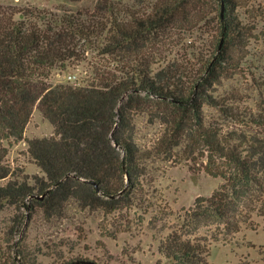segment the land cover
<instances>
[{
  "label": "trees",
  "instance_id": "obj_1",
  "mask_svg": "<svg viewBox=\"0 0 264 264\" xmlns=\"http://www.w3.org/2000/svg\"><path fill=\"white\" fill-rule=\"evenodd\" d=\"M128 1L131 4L119 7L114 0H99L91 10L62 14L0 5V180L10 174L5 142L24 139L38 107L56 136L30 140L29 152L52 187L75 178L88 185L90 207L98 202L107 211L130 208L143 199L146 174L145 153L134 141L133 117L155 103L166 104L160 116L166 126L162 143L182 145L196 160L190 166L193 173L204 171L223 183L211 196H200L192 207L182 209L178 223L165 222L170 213L155 217L170 229L158 251L167 264H212L215 243L231 242L244 228L258 230L254 217L264 219V96L257 113L240 115L233 106L216 104L205 95L220 114L208 122L199 101L207 84L203 76L181 88L177 75L155 74L152 64L160 49L156 41L146 44V38L168 28L182 2L190 7V0H168L150 12L136 9L140 0ZM214 1L225 7L219 20L228 43L227 56L217 63H232V52L238 49L234 42L244 32L233 17V0ZM102 40L109 55L120 52L122 68L107 65L85 85L52 82L56 72L84 60L87 44ZM217 68L210 63L204 74L216 78ZM241 116L247 132L226 131L220 122ZM29 196L23 200L25 207ZM14 197L10 185L0 186V207ZM157 264H164L163 259Z\"/></svg>",
  "mask_w": 264,
  "mask_h": 264
},
{
  "label": "rangeland",
  "instance_id": "obj_2",
  "mask_svg": "<svg viewBox=\"0 0 264 264\" xmlns=\"http://www.w3.org/2000/svg\"><path fill=\"white\" fill-rule=\"evenodd\" d=\"M98 1L0 0V5L16 11L33 7L62 14L63 10H91ZM114 1L119 7L131 4L128 0ZM168 2L140 0L136 9L150 12L153 5ZM190 2V7L179 4L167 29L146 38L147 45L156 41L160 49L152 71L177 75L181 88L203 76L207 84L199 101L208 122L218 120L220 114L219 107L207 103L205 95L216 104L233 106L240 115L257 113L264 96V0H233V17L244 33L234 42L238 49L232 52V63H217L227 56L228 48L219 20L224 5L214 0ZM16 18L22 17L18 14ZM106 44L104 40L87 44L84 60L56 72L52 82L85 85L107 65L112 70L122 68L120 52L109 55ZM210 63L218 67L216 78L204 74ZM167 106L155 103L134 115V141L146 156L145 193L130 208L113 211L98 202L90 207L88 185L75 178L58 189L52 187L47 173L29 152L30 140L56 136L51 122L36 107L24 139L5 142L10 174L0 180V186L10 185L15 197L0 207V264H68L78 260L88 264H157L160 258L167 264L158 246L170 229L155 217L170 213L165 222L178 223L182 209L192 207L200 196H211L223 183L204 171L193 173L190 166L196 160L182 145L162 143L166 126L160 116ZM220 122L226 131H248L242 116ZM27 194L29 206L25 207ZM254 219L260 224L258 230L244 228L231 242L212 246V264H264V219Z\"/></svg>",
  "mask_w": 264,
  "mask_h": 264
}]
</instances>
